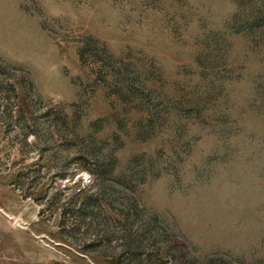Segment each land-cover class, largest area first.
<instances>
[{"label":"rangeland","instance_id":"obj_1","mask_svg":"<svg viewBox=\"0 0 264 264\" xmlns=\"http://www.w3.org/2000/svg\"><path fill=\"white\" fill-rule=\"evenodd\" d=\"M0 264H264V0H0Z\"/></svg>","mask_w":264,"mask_h":264},{"label":"trees","instance_id":"obj_2","mask_svg":"<svg viewBox=\"0 0 264 264\" xmlns=\"http://www.w3.org/2000/svg\"><path fill=\"white\" fill-rule=\"evenodd\" d=\"M91 197H92V195H88L87 197H86V199H91ZM83 203L84 204H87L88 203V201H83ZM130 210L132 211V212H134L135 214H139L141 211H142V209L141 208H139V206L135 203V202H133V201H130ZM129 213H127L126 215H128Z\"/></svg>","mask_w":264,"mask_h":264}]
</instances>
